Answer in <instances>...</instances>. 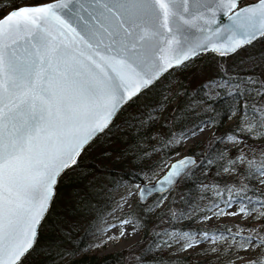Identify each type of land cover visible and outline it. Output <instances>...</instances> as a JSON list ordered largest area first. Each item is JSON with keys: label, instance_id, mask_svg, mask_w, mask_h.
<instances>
[{"label": "water", "instance_id": "water-1", "mask_svg": "<svg viewBox=\"0 0 264 264\" xmlns=\"http://www.w3.org/2000/svg\"><path fill=\"white\" fill-rule=\"evenodd\" d=\"M51 0L0 17V264L33 249L61 174L130 100L206 52L264 35V0ZM141 184L146 202L194 166Z\"/></svg>", "mask_w": 264, "mask_h": 264}, {"label": "trees", "instance_id": "trees-1", "mask_svg": "<svg viewBox=\"0 0 264 264\" xmlns=\"http://www.w3.org/2000/svg\"><path fill=\"white\" fill-rule=\"evenodd\" d=\"M46 1L50 0H0V17L27 2ZM263 41L264 37L246 48L252 49ZM255 53L264 56V49ZM225 57L209 52L197 67L187 62L170 70L119 111L111 125L59 177L36 244L20 264H207L190 256L168 257L159 245L165 231L199 234L234 227L195 226L189 230L188 221L180 223L178 219L182 220V212L188 207L190 192L211 185L223 192L231 191L233 198L248 209L264 208V197L254 190L252 183L255 174L264 171V66H260V71L254 66L257 72L251 71L252 75L259 79L252 84L232 64H220ZM210 79L235 81L237 88L229 95L219 88L218 96L209 98L204 85ZM197 101L206 102L209 110L197 113L194 109ZM238 103L260 132L256 139L238 132V127H227ZM199 121L212 124L215 132L190 147L189 153L197 163L181 179L185 187L183 194L171 195L158 209L148 207L147 203L164 195L148 202L137 199L129 214L139 223L140 238L128 248L103 255L81 252L95 222L111 206L112 190L126 183L142 184L144 176H151L159 162H166L173 155L172 137ZM227 135L240 139L247 150L240 162L237 152H226L231 149L222 142ZM227 170L231 171L230 176L224 173ZM261 261L257 257L244 264H261Z\"/></svg>", "mask_w": 264, "mask_h": 264}, {"label": "rangeland", "instance_id": "rangeland-1", "mask_svg": "<svg viewBox=\"0 0 264 264\" xmlns=\"http://www.w3.org/2000/svg\"><path fill=\"white\" fill-rule=\"evenodd\" d=\"M254 1L256 0H244V3ZM25 4L34 3L27 2ZM261 49H264V41L257 43L252 49L246 47L239 49L226 56L223 61L220 60V64L227 66L232 64L233 67L238 68L240 74L246 76L249 83L254 84L259 76L254 78L251 71L257 72L256 69L254 70V66L258 68V71H260V66H264V56L255 53ZM206 55L196 56L189 61V66L197 67ZM177 74L175 73V76ZM204 88L205 94L209 98H215L220 93L219 88L225 90L228 95L233 94L237 83L210 79L205 82ZM235 107H237L236 112L228 120L227 127H238L240 128L238 132L247 134L251 138L259 137L260 132L255 130L256 125L251 123L252 119L243 113L244 108L241 103L236 104ZM194 109L197 113L203 112L209 110V105L206 102L197 101L194 103ZM214 132L215 127L212 124L207 121H199L176 133L170 141V145L175 150L173 155L166 162H159L151 176H144L143 182L154 181L164 173L173 159L188 154L190 147L195 142L212 136ZM217 136L219 135L217 134ZM222 142L223 145L231 148L226 152L229 150L237 152V162L243 160L242 153H247V150L241 144L240 139L227 135ZM224 173L228 176L232 174L229 170ZM224 173L222 172L221 176ZM252 183L254 190L264 197V171L255 174ZM139 186L140 184L137 183H126L112 190L111 206L95 222L87 245L81 252L97 255L117 252L128 248L140 238L139 223L129 214L137 201ZM184 191V184L180 181L172 191L162 198L150 200L147 203L148 207L162 208L170 200L171 195L174 197L182 195ZM189 197L191 199L188 207L182 212L183 218L182 220L178 219L180 223L188 221L189 230L195 226L212 229L219 225L230 224L234 227L226 231L212 229L214 231H204L199 234H192L190 231H165L159 245L168 257L190 256L207 264H244L259 257L262 260L261 264H264V208L248 209L242 202L233 198L231 191L223 192L211 185L193 190L189 193Z\"/></svg>", "mask_w": 264, "mask_h": 264}]
</instances>
